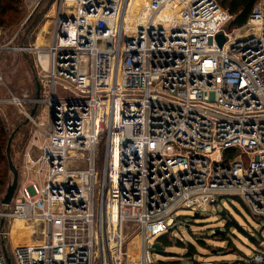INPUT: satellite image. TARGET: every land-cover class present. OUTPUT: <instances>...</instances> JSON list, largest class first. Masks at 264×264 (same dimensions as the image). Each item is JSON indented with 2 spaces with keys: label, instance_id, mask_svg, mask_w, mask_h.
Segmentation results:
<instances>
[{
  "label": "built area",
  "instance_id": "built-area-1",
  "mask_svg": "<svg viewBox=\"0 0 264 264\" xmlns=\"http://www.w3.org/2000/svg\"><path fill=\"white\" fill-rule=\"evenodd\" d=\"M54 13L48 46L20 49L37 56L39 98H0L31 128L0 198V264H161L149 243L179 210L233 197L264 218V0L233 31L217 0H56Z\"/></svg>",
  "mask_w": 264,
  "mask_h": 264
},
{
  "label": "rangeland",
  "instance_id": "rangeland-1",
  "mask_svg": "<svg viewBox=\"0 0 264 264\" xmlns=\"http://www.w3.org/2000/svg\"><path fill=\"white\" fill-rule=\"evenodd\" d=\"M24 3L27 18L37 9L47 8V10L41 24L30 33L27 32L26 18L14 27L0 28V98H9V93L19 98L26 95L29 98L35 97L37 84L41 80L37 56L34 52L20 49L23 46H48L53 33L56 0H24ZM40 59L44 64L46 58L41 55ZM31 64L33 69L30 68ZM30 107V104L24 105L26 110ZM0 116L10 131H13L22 121H27L21 109L13 104L0 105ZM26 129L28 134L24 149L14 157L18 167L24 158V153L30 147L31 128L28 125ZM35 156L37 157L38 153ZM223 211L226 212V216H222ZM196 213L190 210H179L174 215V220L167 221L172 229L171 233H168L169 243L172 246H164L163 251L159 253L153 250L156 261L161 264H260L257 259L264 251L263 217L254 216L240 199L233 197L223 198L217 204L211 205L210 212L202 213L198 217H195ZM230 218L254 235L258 245L253 244L236 229L231 230L234 234L230 235L231 245L222 241L224 238L216 236L215 230L223 229L226 219ZM176 221L179 223L178 226L175 224ZM162 236L150 241L151 249ZM176 240L183 241L185 245L195 246L198 254L193 260L187 258V249L180 248ZM200 240L206 241L207 246L202 247ZM136 241L138 239L131 245L134 246Z\"/></svg>",
  "mask_w": 264,
  "mask_h": 264
},
{
  "label": "trees",
  "instance_id": "trees-1",
  "mask_svg": "<svg viewBox=\"0 0 264 264\" xmlns=\"http://www.w3.org/2000/svg\"><path fill=\"white\" fill-rule=\"evenodd\" d=\"M221 6L226 9L229 14L232 16V20L228 25V30L233 31L235 29H239L244 27L253 12L254 7L261 0H217ZM47 8L45 9H37L34 14H32L29 18L26 17V7L24 0H0V28H10L20 24L25 18L27 19L26 24L28 26L27 32L30 33L35 30L43 20L45 16ZM26 41V40H25ZM27 44V42H26ZM30 68L33 69L32 64ZM28 124L26 120L22 121L18 124V126L10 131L5 124V121L0 116V198L5 199L8 189L12 184V173L10 170L9 159H8V144L11 138L12 133L17 131L14 139L11 144V159L16 166V161L14 157L20 154L27 141L28 130L26 129ZM21 136V137H20ZM18 169V166H16ZM238 199V198H236ZM232 229L238 230L242 235L248 238L253 244L258 245V241L256 237L245 229H243L237 222H235L232 218L226 219V225L223 229L215 230L216 236L224 238L222 241L228 243V245L232 244V237L230 235H234L231 233ZM170 235L162 236L157 242L162 248L164 246L171 247L169 243ZM180 246V248L187 249V258L193 260L194 256L198 254L195 246L192 244L185 245L183 241L176 240ZM202 247L207 246V242L204 240L199 241ZM264 253V251L262 252ZM198 264V263H196Z\"/></svg>",
  "mask_w": 264,
  "mask_h": 264
},
{
  "label": "water",
  "instance_id": "water-1",
  "mask_svg": "<svg viewBox=\"0 0 264 264\" xmlns=\"http://www.w3.org/2000/svg\"><path fill=\"white\" fill-rule=\"evenodd\" d=\"M216 40H217V42H218L220 47H222L223 44L225 43V37H224L223 34H219L217 36ZM39 96L40 95H39V83H38L37 84L36 97L39 98ZM36 108L37 107L35 106L34 109L32 110L31 117L34 116V114L36 112ZM28 122H29V120L26 121V123H28ZM16 132L17 131H14V133H12V135H11V138H10L9 144H8V151H7L8 159H9V165H10V170H11V173L13 175V181H12V184L10 185V187L8 189V193H7V195H6L5 199H4V204H6V205L10 204V202L12 201V198H13V196L15 194V191H16V189L18 187L19 172H18V169L16 168V166L14 165V163H13V161L11 159V154H10L11 153V144H12V141L14 139V136H15ZM221 214H222V216H226V212L225 211H223ZM198 216H199L198 214L195 215V217H198ZM153 249H154V251H156L158 253L163 251V248L158 243L153 245Z\"/></svg>",
  "mask_w": 264,
  "mask_h": 264
},
{
  "label": "bare ground",
  "instance_id": "bare-ground-1",
  "mask_svg": "<svg viewBox=\"0 0 264 264\" xmlns=\"http://www.w3.org/2000/svg\"><path fill=\"white\" fill-rule=\"evenodd\" d=\"M169 13V12H168ZM168 13H166V15H168ZM169 16V15H168ZM44 58H46L44 64H47L48 58L47 56H43ZM14 235V234H13ZM17 237H21L23 235V233H16ZM15 241H17V238H15ZM139 241V239H138Z\"/></svg>",
  "mask_w": 264,
  "mask_h": 264
}]
</instances>
